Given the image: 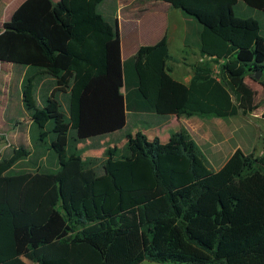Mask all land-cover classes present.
Returning <instances> with one entry per match:
<instances>
[{"label": "trees", "instance_id": "obj_1", "mask_svg": "<svg viewBox=\"0 0 264 264\" xmlns=\"http://www.w3.org/2000/svg\"><path fill=\"white\" fill-rule=\"evenodd\" d=\"M161 1L201 25L200 55L211 60L186 85L171 74L168 45L157 46L143 64L148 96L105 0H25L3 24L0 62L26 66L33 150L0 156V264H264V153L238 149L214 171L185 132L167 143L129 133L118 159V146L104 160L78 148L124 130L129 113L248 111L240 87L259 71L264 82V37L234 7L264 13V0Z\"/></svg>", "mask_w": 264, "mask_h": 264}, {"label": "crops", "instance_id": "obj_2", "mask_svg": "<svg viewBox=\"0 0 264 264\" xmlns=\"http://www.w3.org/2000/svg\"><path fill=\"white\" fill-rule=\"evenodd\" d=\"M24 1L25 0L8 1V3L10 4V9L5 12L6 18H4L2 26L5 22L11 20L15 10ZM51 1L56 3L60 0ZM107 1L109 0H105L104 3H106ZM108 8L109 10H112L111 3H108ZM117 13L119 15V18L121 15V19L118 18V20L122 44V58L123 60H127L130 57H134L136 59V69L140 75L141 80L142 76L145 78V73L144 70L142 72H140L139 70L140 68L143 69V64L146 56L159 45H168L172 56L175 55L177 59L179 58V55H183V60L187 63L189 68L197 64V61H200V59L202 58L200 55L199 41L200 32L202 29L201 25L193 17L185 14L183 11L178 12L177 9H174L168 3H165L161 0H120L117 4ZM144 28L147 30L144 31ZM174 58L175 57L173 56V59L171 61H175ZM20 66L23 67L24 75L26 66ZM192 76L193 71H191V73L186 75L183 79L181 78L180 82L189 85ZM246 77L251 79L253 85H255V81H261L251 76ZM141 91L145 96H148L146 78L145 90L141 88ZM246 99L248 112L252 116L254 115V112L251 111V105L248 98ZM263 103L264 102L262 101L261 104L258 105L260 109L262 108V112L261 114L257 115V118L262 116V113L264 112V107H262L264 106ZM20 104L21 109H23L24 111L22 101H20ZM130 115H133L132 121L134 120L138 124H149L151 126L154 138H158L161 142V136L165 140H170L172 136H175L178 133L185 132L199 146L209 164L212 165V169L214 171H219L238 149L242 150L245 154L253 153L256 147L255 141L258 139V136L256 135L251 146H244L242 143H237L234 145L231 144L232 140L236 141L237 133L239 134L240 132L242 133L241 140L248 135L250 142L252 141V137H250L249 135L250 128H248L252 124H250L248 120H244V122H246L249 126L246 124L245 127L242 125L239 126L235 120L236 118L241 116L245 117L243 113H240L234 117H227V119L222 122H210L207 120L208 118L198 115L192 117L172 116L168 119L162 120L153 114L147 113H129L127 120L129 119ZM141 128L142 127H140L138 132H141ZM117 133L119 132L111 135H115ZM148 138L150 139V137ZM99 142L103 145V150L106 149L105 145H111L112 147L117 146L115 143L111 144L110 141L108 142L106 138L103 137L94 139L93 141L94 144H98ZM263 153L264 146L259 155H262ZM24 261L28 264H37L27 259H24ZM141 264L162 263L145 261Z\"/></svg>", "mask_w": 264, "mask_h": 264}, {"label": "rangeland", "instance_id": "obj_3", "mask_svg": "<svg viewBox=\"0 0 264 264\" xmlns=\"http://www.w3.org/2000/svg\"><path fill=\"white\" fill-rule=\"evenodd\" d=\"M9 0H0V32L3 29L2 23L4 18H6V11L10 9ZM120 0H109L106 3H103L100 6L101 13L106 17V19H110L111 17L119 18L117 13V4ZM108 3L112 4V10H109ZM143 8V6H142ZM178 12H182L178 10ZM234 13L238 18L241 19H254L260 25V34L264 37V13L258 11L256 9L248 7L243 1H239V3L234 7ZM121 19V15L120 18ZM147 29L144 28V31ZM200 41V39H199ZM180 42V41H179ZM175 61H170L169 66L172 69V75L174 79L181 81L180 79L184 78L186 75L190 74L193 71V67L189 68L187 63L183 60L184 56L173 55ZM181 57V58H180ZM198 60V59H197ZM199 60L197 61V63ZM214 74L218 79H221V66L220 64H213ZM143 71L142 68L139 70ZM255 78L253 75H249ZM23 77V67L16 64L4 63L0 62V156L3 151L8 146H25L28 150L32 152L33 147L30 142L29 136V127L31 120L28 117L27 113L21 109L20 104V83ZM261 80V79H260ZM253 85L250 78L245 77L240 87V91L243 95L248 98L249 103L251 105V111L254 112V115H250L247 111L243 113L245 117L236 118V122L238 125H242L245 127V124L248 125L244 120H248L251 126H249V135L252 137V141L250 142L249 136L247 135L245 138L241 140V132L236 137V141L232 140L231 144L242 143L244 146H251L255 136H258V139L255 141V151L253 153L259 155L264 146V112L262 116L257 118V115L261 114L262 108L258 107L261 102H264V83L263 81H255ZM141 88L145 90V78L142 76L141 80ZM264 105V103H263ZM264 107V106H262ZM131 114V113H130ZM201 116V115H198ZM133 115H130L128 119L127 128L119 132L115 135H110L105 137L106 140L111 144H116L119 148V151H115L113 149L114 157L120 158L122 154V146L126 141V135L129 133L135 134L141 128V133L145 136L153 139L154 136L152 134L151 126L149 124H138L134 120L132 121ZM208 118L207 120L210 122L217 121L222 122L227 118H221L217 116H204ZM247 118V119H246ZM212 120V121H211ZM135 122V123H134ZM135 125V127H134ZM241 126V127H242ZM147 129V130H145ZM243 132V131H242ZM117 139V140H116ZM162 143H167L169 140H165L162 136ZM106 148H113L111 145H105ZM80 152L84 158L87 157H97L101 158V160L106 159L104 155L103 145L99 142L98 144H94L93 142H81L78 145ZM251 154V153H250ZM48 167L51 166L50 163H46ZM211 168L212 165L210 164Z\"/></svg>", "mask_w": 264, "mask_h": 264}, {"label": "water", "instance_id": "obj_4", "mask_svg": "<svg viewBox=\"0 0 264 264\" xmlns=\"http://www.w3.org/2000/svg\"><path fill=\"white\" fill-rule=\"evenodd\" d=\"M254 77H255L257 80H260L261 77H262V72H261V71L257 72V73L254 75Z\"/></svg>", "mask_w": 264, "mask_h": 264}, {"label": "built area", "instance_id": "obj_5", "mask_svg": "<svg viewBox=\"0 0 264 264\" xmlns=\"http://www.w3.org/2000/svg\"><path fill=\"white\" fill-rule=\"evenodd\" d=\"M206 60H211V58H209V57H202L201 59H200V62H204V61H206Z\"/></svg>", "mask_w": 264, "mask_h": 264}]
</instances>
